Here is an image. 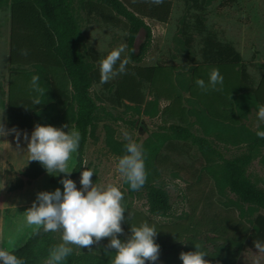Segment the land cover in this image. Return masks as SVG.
<instances>
[{"label": "rangeland", "instance_id": "obj_1", "mask_svg": "<svg viewBox=\"0 0 264 264\" xmlns=\"http://www.w3.org/2000/svg\"><path fill=\"white\" fill-rule=\"evenodd\" d=\"M169 1L172 10L167 24L147 20L152 29V42L139 64L160 66L166 77L155 86L142 81L144 105L135 108L130 102L117 101L116 76L102 83L99 72V61L114 47L124 45L121 56L127 57V20L90 6V3L99 5L100 0H73L81 32V50L95 77L91 94L99 105L85 146L84 168L94 170L90 179L97 185L117 184L124 192L126 209L125 219L121 222L123 232L117 234L120 239H125L130 234L131 224L141 221L143 216L149 217L156 226L159 257L155 262L146 261V264H182L179 253L194 251L193 243L196 242L207 250L208 256L204 259L209 264H264V253L255 247L238 252L227 243L229 234L219 235L217 230V227L221 230L220 227H230V223L235 221L248 225V213L241 214L236 197L226 185L223 158L247 152L251 142L258 137V106L248 95H237L234 99L228 96L225 101L221 98L222 92H204L193 83L198 77L207 81L212 64L206 57L207 42L210 41L229 46L238 53L240 61L234 63L232 72L243 71L251 87L258 85L264 76V0ZM9 15V6H3L0 9V81L5 89L9 76ZM141 39L138 38L137 45ZM190 88L195 97L191 96ZM164 89L168 94L157 98L156 91ZM168 96L171 100L180 96V107L169 106ZM197 96L215 101L212 113L204 109ZM0 99H5V96H0ZM1 108L6 111L5 106ZM181 108L185 112L180 111ZM173 124L187 127L195 136L206 139L211 148L201 146L192 138L178 137L170 128ZM259 127L264 128V124H259ZM122 129L127 130L131 139L142 144L146 151V179L168 189L172 210L167 216L150 215L145 193L131 192L116 172L114 157L124 153L123 145L126 143ZM13 137L11 133L0 137L9 143L4 142L0 147V151L6 150L0 158L7 155L18 166L20 161L12 153L17 151ZM23 140L21 135L20 149L24 147ZM75 164L76 153L70 156L67 170L72 171ZM5 168L13 169L8 160L6 163L0 160V171H3L0 179L5 181V186L0 189L3 198L0 247L10 251L22 247L37 230L35 226L26 224L23 215L35 200L36 193L57 187L63 191L59 180L63 176L69 178L71 173L53 176L46 172L22 190L10 192L8 185L17 176ZM248 173L258 186L264 188V143L256 147ZM76 186L81 187L79 178ZM259 212L264 214L263 210ZM54 237L61 242L59 232H55ZM108 239L103 237L98 244L81 246L80 251L73 246V251L110 258L115 255V250L107 249L106 253Z\"/></svg>", "mask_w": 264, "mask_h": 264}, {"label": "trees", "instance_id": "obj_2", "mask_svg": "<svg viewBox=\"0 0 264 264\" xmlns=\"http://www.w3.org/2000/svg\"><path fill=\"white\" fill-rule=\"evenodd\" d=\"M5 5L10 8L9 76L7 90L0 81V96H5V99H0V106L6 109V128L15 126L22 131L34 128L35 124H50L77 129L81 134L80 145L76 152V164L69 176L77 181L84 170L85 146L99 105L91 94L95 77L81 50V32L74 14L73 0H0V9ZM90 6L111 16L113 13L121 16L129 24L127 57L134 65L128 63V71L116 76L115 96L118 102L127 101L140 108L144 105L142 81L155 86L166 77L160 66L139 65L152 42V29L147 20L167 24L172 10L171 2L100 0L99 5L90 3ZM139 37L142 39L137 45ZM207 47L206 57L212 62L209 68L218 67L224 77L221 98L227 101L228 96L234 99L237 95H248L257 106L264 104V76L256 87H251L245 72H232L234 63L240 61L238 53L229 46L210 41ZM21 49L27 50V55H22ZM33 74H39V83L44 90L38 104H34L32 99L38 94L28 87ZM191 88V96L195 97ZM167 94L165 89L156 91L157 98ZM176 97L173 100L169 97V106L180 107L181 98ZM196 99L206 111L212 113L214 100L199 96ZM180 111L185 112V109L181 108ZM170 128L180 138H192L201 146L211 148L206 139L195 136L187 127L173 124ZM263 143L264 138L257 137L247 152L233 158H223V174L229 192L236 197L241 214L248 213L249 218L248 225L235 221L230 223V227H220L222 230L217 227V230L219 235L229 234L227 243L238 252L255 247L257 240L264 241V214L259 212L264 211V188L258 186L248 173L254 151ZM44 173L46 171L39 162L30 161L11 183L9 191L22 190ZM130 191L145 193L152 216H167L172 210L171 195L162 185L146 179L139 190ZM141 221L152 224L146 216ZM141 221L135 224L139 225ZM158 241L155 237V242ZM57 243L59 241L54 237V232L39 229L14 251L25 259L26 264H41L49 248ZM111 258L73 251L65 264H111Z\"/></svg>", "mask_w": 264, "mask_h": 264}, {"label": "clouds", "instance_id": "obj_3", "mask_svg": "<svg viewBox=\"0 0 264 264\" xmlns=\"http://www.w3.org/2000/svg\"><path fill=\"white\" fill-rule=\"evenodd\" d=\"M153 2L160 3L161 0ZM123 51L124 45L114 47L99 61L102 83L128 71L126 65L129 58H122ZM21 54L27 55V50L21 49ZM39 80V74H33L28 83L29 89L38 94L32 98L34 104L39 103V96L44 92ZM194 82L201 91H221L224 77L219 68L211 67L207 81L198 77ZM256 117V135L264 138V128L259 127V124H264V104L258 106ZM64 128H68V125L56 127L50 124H35L30 135L22 134L15 126L6 128L0 112V137L14 134L16 147L20 150L19 140L23 135L27 143L26 148L22 150V156L27 162H39L45 171L53 176L72 172L67 170L68 161L80 145V132L75 128L64 131ZM121 134L126 143L123 145L124 153L114 157L115 170L129 189L139 190L147 178V154L142 144L131 139L127 130L122 129ZM4 142L9 145L7 140H0V147ZM5 151H0V156ZM12 153L20 157L18 152ZM0 160L5 161L2 158ZM2 173L3 171H0V174ZM93 174L94 170L87 167L80 172V188H77L73 179L61 177L59 183L63 186V191L57 187L52 191L37 192L31 206L23 212L26 224L44 232L60 233L61 242L49 248L43 264H65L73 253V246L80 251L81 246L98 244L103 237L109 238L105 247L106 253L107 249L115 250L111 264H146V261H157L160 245L155 242L156 226L148 221H141L139 225L131 224L130 234L125 239H120L117 234L123 232L121 222L125 219L123 214L126 209L123 204L124 192L117 184L97 185L90 179ZM4 186V179H0V189ZM193 244L194 251L179 253L182 264H209V261L204 259L208 256L207 250L200 242ZM254 246L260 253H264V241L257 240ZM0 264H26V261L22 256L16 255L14 250L0 247Z\"/></svg>", "mask_w": 264, "mask_h": 264}, {"label": "crops", "instance_id": "obj_4", "mask_svg": "<svg viewBox=\"0 0 264 264\" xmlns=\"http://www.w3.org/2000/svg\"><path fill=\"white\" fill-rule=\"evenodd\" d=\"M8 57H9V41H10V15H9V20H8ZM8 62H9V60H8ZM2 82V81H1ZM3 83V82H2ZM3 86H4V83H3ZM7 88H8V83H7ZM7 88L5 89V86H4V89L5 90H7ZM0 112H2V116H3V122H4V124H5V127H6V123H7V113H6V111L4 112V110H3V108H1L0 109ZM33 130V128L32 129H29V130H22V131H20V132H25V133H28L29 135H30V133H31V131ZM24 142H23V145H24V147L23 148H21L20 150H18L17 148H16V152H18V154L20 155V157H18V159H19V161H20V164H18V166H16L10 159H9V156H7V155H5L4 156V159H5V161H9V163L12 165V168L13 169H6L5 168V170L7 171V172H11V173H14V176L16 177V176H18V173L20 172V171H22V170H24L25 169V167L29 164V162L30 161H28L27 162V160H26V158L25 157H23L22 155H23V149L24 148H26V143H27V141L24 139L23 140ZM4 161V163H6ZM34 181V180H33ZM11 185V184H10ZM10 185H8V186H10ZM2 203H3V198H2Z\"/></svg>", "mask_w": 264, "mask_h": 264}, {"label": "bare ground", "instance_id": "obj_5", "mask_svg": "<svg viewBox=\"0 0 264 264\" xmlns=\"http://www.w3.org/2000/svg\"><path fill=\"white\" fill-rule=\"evenodd\" d=\"M17 234V233H16Z\"/></svg>", "mask_w": 264, "mask_h": 264}]
</instances>
